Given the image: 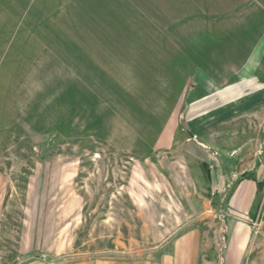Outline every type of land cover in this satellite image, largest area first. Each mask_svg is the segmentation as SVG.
Listing matches in <instances>:
<instances>
[{
	"label": "rangeland",
	"instance_id": "374dc122",
	"mask_svg": "<svg viewBox=\"0 0 264 264\" xmlns=\"http://www.w3.org/2000/svg\"><path fill=\"white\" fill-rule=\"evenodd\" d=\"M221 1L238 0H0V79L7 88L0 97V264L145 258L179 228H225L230 199L195 186L191 156L130 155L88 122L111 128L113 95L138 111L129 93L130 40L139 49L181 40L158 36L191 19L222 17ZM95 42L112 46L114 55H94ZM259 131L264 115L248 128L249 144ZM251 206L242 217L248 223L233 220L254 230L248 264H256L264 250V186Z\"/></svg>",
	"mask_w": 264,
	"mask_h": 264
},
{
	"label": "crops",
	"instance_id": "0c3cea01",
	"mask_svg": "<svg viewBox=\"0 0 264 264\" xmlns=\"http://www.w3.org/2000/svg\"><path fill=\"white\" fill-rule=\"evenodd\" d=\"M218 9L225 12L222 17L191 19L158 36L181 40L154 48L145 42L140 49L134 46L140 42L130 40L129 93L137 98L138 111L130 109L127 99L113 95L111 128L97 118L88 122L130 155L191 156L195 186L210 188L215 199H230L233 216L224 215L229 220L225 228L218 233L179 228L145 258L40 257L20 264H248L250 257L255 260L256 234L242 217L250 214L258 183L264 180V134L259 131L254 144L246 136L264 115V0L221 1ZM99 43L91 50L94 55H114L112 46ZM1 84L5 85L0 79V97L7 90ZM3 141L0 133V149ZM1 175L0 214L6 200L1 197L5 186ZM258 252L256 264L264 262V250Z\"/></svg>",
	"mask_w": 264,
	"mask_h": 264
},
{
	"label": "trees",
	"instance_id": "16d2710c",
	"mask_svg": "<svg viewBox=\"0 0 264 264\" xmlns=\"http://www.w3.org/2000/svg\"><path fill=\"white\" fill-rule=\"evenodd\" d=\"M251 173H244V176H248ZM264 179V178H263ZM264 186V180L258 183V191L261 190ZM252 212V211H251Z\"/></svg>",
	"mask_w": 264,
	"mask_h": 264
}]
</instances>
